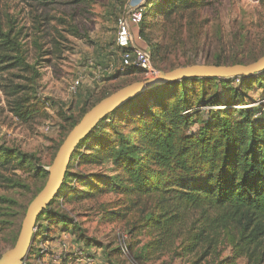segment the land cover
<instances>
[{
    "label": "rangeland",
    "instance_id": "1",
    "mask_svg": "<svg viewBox=\"0 0 264 264\" xmlns=\"http://www.w3.org/2000/svg\"><path fill=\"white\" fill-rule=\"evenodd\" d=\"M136 1L0 0V254L14 245L26 207L44 185L47 168L68 131L101 97L140 76L121 68L114 46L116 18ZM193 1L189 10L146 19L150 42L160 45L157 70L214 64L219 56L252 61L264 53V0ZM89 60L102 71L96 72ZM75 79L80 83L71 93L68 88ZM221 80L229 88L221 87ZM231 80L185 84L187 104L195 113L192 127L197 130L211 119L214 106L208 102L214 92L222 99H236L235 108L263 112L264 78L257 87ZM165 94L138 97L129 105L132 109L115 111L107 124L95 126L81 140L59 189L67 196L54 201L60 213L75 222L69 227L72 234L67 233L69 250L61 249L59 237L53 236L58 231L52 230L47 239L55 238L57 249L37 236L26 264H80L72 254L77 246L94 264H104L105 256L116 264H253L239 249L232 227L207 229L205 239L192 249L184 246L181 236L160 246L163 237L153 222L160 205L154 197L122 189L127 178L115 161L118 146L146 148L144 129L152 112L159 110L155 99ZM196 214L187 213V226ZM122 234L125 253L118 250ZM64 254L70 257L67 262ZM35 258L38 263H32Z\"/></svg>",
    "mask_w": 264,
    "mask_h": 264
},
{
    "label": "trees",
    "instance_id": "2",
    "mask_svg": "<svg viewBox=\"0 0 264 264\" xmlns=\"http://www.w3.org/2000/svg\"><path fill=\"white\" fill-rule=\"evenodd\" d=\"M31 1L50 3L55 0ZM193 6V0L143 2L138 34L148 48L150 62L155 69L158 61H161L160 45L150 42L146 33V19L150 16L168 18ZM116 51L119 59L120 50L117 48ZM262 55L263 52L258 57ZM257 58L247 61L234 55L219 56L214 65L247 64ZM92 67L95 71H102L101 66L93 64ZM127 70L140 74L129 83L145 78L143 70L139 68ZM263 75L264 71L239 77L237 83L249 81L253 87H257ZM216 79L185 78L149 90L106 115L96 126L107 124L112 113L129 107L138 97L166 92L165 96L155 99L154 105L159 110L152 112L151 120L144 129L142 144L146 148L118 146L115 161L127 178L122 189L154 197L160 205V214L153 220L163 237L160 246L171 245L181 236L184 246L192 249L198 241L205 239L203 234L207 229L229 231L232 227L238 233L239 249H244L253 264H264V106L263 112L259 113L250 107L235 108L234 105L238 103L233 100L236 99L229 96L222 99L219 93L214 92L208 102L214 106L210 112L211 119L196 130L192 127L195 113L187 104L189 100L185 84L197 81L205 85ZM230 79L236 81V78ZM220 84L229 88L226 81L221 80ZM220 105L225 107L218 108ZM234 114L237 117L233 118ZM63 195L65 190H60L37 218L36 236L47 239L52 230L59 234H72L69 227L75 225L73 218L61 214L59 206L54 203L59 196H67ZM190 211L196 212L197 216L187 226L186 215ZM118 250L122 252L120 247ZM69 258H63V262ZM74 258H71V262ZM104 260V264H116L109 256H105Z\"/></svg>",
    "mask_w": 264,
    "mask_h": 264
},
{
    "label": "water",
    "instance_id": "3",
    "mask_svg": "<svg viewBox=\"0 0 264 264\" xmlns=\"http://www.w3.org/2000/svg\"><path fill=\"white\" fill-rule=\"evenodd\" d=\"M263 70L264 55L247 64L195 63L167 71L156 69L152 76L123 85L101 98L81 116L60 143L47 168L48 175L44 185L26 207L14 245L0 254V264H24L36 238L34 228L37 218L58 193L75 148L106 115L123 106L135 96L181 79L249 77Z\"/></svg>",
    "mask_w": 264,
    "mask_h": 264
},
{
    "label": "built area",
    "instance_id": "4",
    "mask_svg": "<svg viewBox=\"0 0 264 264\" xmlns=\"http://www.w3.org/2000/svg\"><path fill=\"white\" fill-rule=\"evenodd\" d=\"M142 4L143 2H132L128 5L127 9L116 18L114 46L116 49L118 48L120 50L119 64L122 69L139 68L143 70L144 77L148 78L154 74L156 69L151 65L148 48L147 46L141 45L143 41L138 34V26L142 20ZM88 65L92 67V60H89ZM96 72L100 71L97 70ZM91 74H93V72H91ZM238 78L239 77L236 78V81ZM79 83L78 79L73 80L68 88L69 92L75 93ZM37 229L38 226L36 222V227L34 228L35 233ZM121 236L122 239L120 241L121 243H119V247L121 251L125 253L127 251L125 235L122 234ZM67 238H69L67 233H63L58 238V243L65 253L69 250L66 241ZM40 251L42 252L43 249ZM72 254L76 258L81 259L84 264H94L93 258H90L88 254L84 253L83 249L80 247H76ZM65 257L66 254L63 255V258ZM24 264H26L25 261Z\"/></svg>",
    "mask_w": 264,
    "mask_h": 264
},
{
    "label": "crops",
    "instance_id": "5",
    "mask_svg": "<svg viewBox=\"0 0 264 264\" xmlns=\"http://www.w3.org/2000/svg\"><path fill=\"white\" fill-rule=\"evenodd\" d=\"M137 2H142V0H141V1L137 0ZM88 75L90 76L91 73L89 72ZM62 234H63V233H60V234H59V233H55L53 236L57 239V238H58L59 236H61ZM51 236H52V235H51ZM55 238H53V237H52V238H48V239H51V240H48V239H45V238L43 239V238H42L41 241L44 242V243H47V244L50 242V243H49L50 246H51L52 248H56V246H58L59 243L57 244V242H56L57 240L54 241ZM56 249H57V248H56ZM38 257H39V256H38ZM55 257H56V256H55ZM58 257H59V256H58ZM36 259H37V258H35V260H32V261H33L32 263H36ZM58 260L60 261L59 258H58ZM38 261H39V258L37 259V263H38ZM59 261H58V263H59ZM76 261H77V262H80V264H84V262H83L81 259H79V258H76ZM100 261H101V260H100ZM47 263H48V262H47ZM56 264H57V263H56Z\"/></svg>",
    "mask_w": 264,
    "mask_h": 264
}]
</instances>
